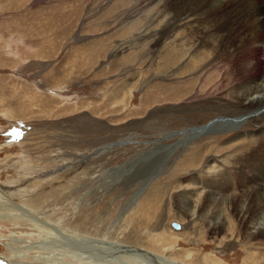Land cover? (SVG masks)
Instances as JSON below:
<instances>
[{
  "label": "rangeland",
  "instance_id": "1",
  "mask_svg": "<svg viewBox=\"0 0 264 264\" xmlns=\"http://www.w3.org/2000/svg\"><path fill=\"white\" fill-rule=\"evenodd\" d=\"M149 9L0 0V264H264V143L197 134L225 120L218 71H167Z\"/></svg>",
  "mask_w": 264,
  "mask_h": 264
},
{
  "label": "bare ground",
  "instance_id": "2",
  "mask_svg": "<svg viewBox=\"0 0 264 264\" xmlns=\"http://www.w3.org/2000/svg\"><path fill=\"white\" fill-rule=\"evenodd\" d=\"M147 3L150 6L149 12L151 13L149 20L154 22V19L159 18V23L156 24V30L151 27L150 30L146 31L147 37L152 38H146L147 40L145 41H149V49L154 51L151 53L156 54V52H159L164 55L162 66L167 71L173 70L174 67L178 66L182 58L184 59L185 57V50L191 49L195 51V56L187 58L189 62H184L180 70H192L191 73L196 78V82L200 80L202 72L206 70L205 83L212 76V72L207 70L208 67L213 66L212 71H218L217 80L221 83L224 90L219 92L221 88L216 86L212 91L214 96L211 97V100L220 98V100L226 101L225 103L228 102L227 105L222 106L223 108L221 107L226 111L222 116L225 120L215 121L197 134L212 135L215 133L238 132L239 127L235 125L240 124L241 127L246 122L244 127L252 124L253 128H256L254 137L256 136L260 142L264 143V123H262L264 122V0H147ZM158 27H160L162 39L167 38V40L160 41L161 43L157 40L159 38L156 33L159 32H155ZM180 30L185 35L182 36ZM160 34L159 37H161ZM189 39L192 44L187 47ZM175 42L179 43V45L175 44ZM202 50H204V55L207 59L202 57L199 59ZM215 63L218 66H214ZM214 83L215 81L211 84L214 85ZM228 108L234 111L237 110V113L228 110ZM237 135L239 136L240 134ZM193 136L184 135L180 139L181 141L179 140L172 148L166 145L164 150L169 148L170 151L164 157L165 160L171 156L172 151L178 148L182 140ZM244 136H247V134ZM157 151L161 152V147H157L147 154L153 156ZM142 158L141 155L134 161L138 162ZM238 160L231 162L236 168L239 163H242ZM214 161L221 163L219 159ZM255 163H257V160ZM132 165L128 166L129 169L132 168ZM121 169L123 170V168ZM121 169L119 167L118 170L120 171ZM252 169L254 170L252 171L254 173L253 176H255L256 168L253 166ZM226 174L232 176L231 171H227L225 176ZM187 212L191 219L195 216V212ZM242 212L243 208L240 209L239 213L241 214ZM220 224L221 227L226 225V223L222 224L219 221L213 223L217 230ZM256 225V227H253V234L264 231V222ZM113 245L117 249L118 245ZM136 251L141 253L140 255L143 254L140 250L136 249ZM130 253L135 255L133 252ZM17 257L11 262L13 264H16L15 262L23 264L24 262L18 261L20 260L19 255ZM154 257L156 258L157 256ZM0 263L8 262L1 259ZM38 263L47 264V261L44 260Z\"/></svg>",
  "mask_w": 264,
  "mask_h": 264
},
{
  "label": "water",
  "instance_id": "3",
  "mask_svg": "<svg viewBox=\"0 0 264 264\" xmlns=\"http://www.w3.org/2000/svg\"><path fill=\"white\" fill-rule=\"evenodd\" d=\"M147 157H153V156H147ZM146 158L142 159V160H145ZM171 227L174 229V230H179L180 229V226L176 223H172L171 224Z\"/></svg>",
  "mask_w": 264,
  "mask_h": 264
}]
</instances>
